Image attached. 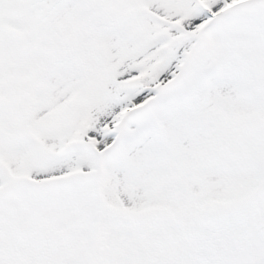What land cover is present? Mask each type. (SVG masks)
<instances>
[{"label": "snow or ice", "instance_id": "snow-or-ice-1", "mask_svg": "<svg viewBox=\"0 0 264 264\" xmlns=\"http://www.w3.org/2000/svg\"><path fill=\"white\" fill-rule=\"evenodd\" d=\"M0 264H264V0H0Z\"/></svg>", "mask_w": 264, "mask_h": 264}]
</instances>
